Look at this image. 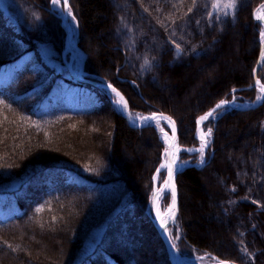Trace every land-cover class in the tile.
Returning a JSON list of instances; mask_svg holds the SVG:
<instances>
[{
  "label": "trees",
  "instance_id": "trees-1",
  "mask_svg": "<svg viewBox=\"0 0 264 264\" xmlns=\"http://www.w3.org/2000/svg\"><path fill=\"white\" fill-rule=\"evenodd\" d=\"M69 2L85 77L110 82L131 112L171 116L181 145L196 143L197 117L220 100L255 96L253 13L264 0H236L228 15L214 0ZM60 21L50 0H0V68L26 56L0 84V194L16 206L0 216V264H171L146 213L164 145L153 125L131 126L104 88L71 75ZM69 88L85 89V101L67 102ZM222 113L204 166L177 174L181 242L264 264V101Z\"/></svg>",
  "mask_w": 264,
  "mask_h": 264
},
{
  "label": "rangeland",
  "instance_id": "rangeland-1",
  "mask_svg": "<svg viewBox=\"0 0 264 264\" xmlns=\"http://www.w3.org/2000/svg\"><path fill=\"white\" fill-rule=\"evenodd\" d=\"M62 1L63 0H61V4L59 6H54L51 3V0H50L51 10L53 12H56L59 15L60 18L62 17L63 13H65V6H64V2L62 3ZM219 2L222 3V4H224V3H228L229 0H219ZM215 3H217V0H214V4ZM67 5H68V7L71 8L69 0H67ZM71 10H72L71 16L69 17L68 20H69V22H70V24H71V26L73 28V36H74V38H75V40L77 42L78 23H77V18L75 16V13H74V11H73L72 8H71ZM213 10L215 12H217V13H224L223 11H218L214 7H213ZM231 11L233 12L234 10H231V9L228 10V12H231ZM73 17H75V19H73ZM60 25H61V28H62V30L64 32L65 31V28H64L62 19L60 21ZM261 31H262V25L260 26L259 32H258V38H259V41L260 42L263 41L261 39V36H260ZM65 36H66V32H65ZM65 36H63L64 47H63V49H62V51L60 53V57H61L62 62L66 66V68L72 74V76L73 75L78 76L79 75V70L76 71V72L73 71L75 69V67H76V61L75 60L73 61L71 59L70 52L65 51V46H66L65 45ZM40 51H41L42 56L44 57V59L47 62L55 65L58 69L63 66L62 63L60 62V60H58L57 58H55V56L58 55V52L56 51V49L52 45H50V44H43L41 46ZM263 52H264V50H263ZM25 59H26V56H22L21 58H19L15 62H13L11 64H8L6 66L1 67L0 68V84L1 83H5L9 79V77L11 76V74L13 73V71L15 69L19 68L22 65V63L25 61ZM259 69H262V71H264V62H262L261 60H260V64H259L258 70ZM258 70H257V73H258ZM85 75H86V72L84 71V75H82V77L86 78ZM260 81H261L262 84H264V81H262L261 79H260ZM98 87H101V86H98ZM256 88H257V86H256ZM105 90L111 96V102L114 105V99H115V97L113 96L112 92L108 91V89H105ZM259 93H260V91L258 90V88L255 89V96L253 98H255L257 95H259ZM86 95H87V91L85 89H74V90L70 89L68 92L65 93L64 99L67 102L72 103V104L73 103H76V102H79L80 104H82L85 101ZM253 98H242V99H239L238 98V100H237L235 97H232L231 99H235L236 101H239L241 103L239 105H248V103L251 102ZM236 105H238V104H236ZM218 112H224V110L223 109H220V110H218ZM132 113H139L140 115L146 116L145 113H141V112H138V111L137 112H132ZM218 116L219 115H217L213 119H210L209 121H205L204 122V124L202 125V127L204 128V131L205 132L207 131V127L209 125L212 127V131H213V124L216 121V119H217ZM196 125H197V123H196ZM153 126L156 128V131L158 133L159 139H160V141L164 145V142H163V140L161 138V134L159 133L157 126H155V125H153ZM197 126H196V128H197ZM164 127L168 131H170V128L167 125L164 124ZM211 140H212V136L210 138V142H211ZM207 154H208V147L205 149L204 155L207 156ZM162 155H161V160H160L159 165L161 164V161H162ZM199 158H200V154L198 152H194V153L183 152L181 154V159L182 160L189 159L191 161H195L196 162V161H198ZM157 168H156V170H157ZM163 174H164V172H163ZM50 175H51V173H50ZM50 175H48V176H50ZM16 187H17V185H13V186H11V189L16 188ZM165 202H166V197L163 200V203L164 204H165ZM15 209H16V206H15V204L13 202V199H12L11 194H9V193H1L0 194V216H4V215H6L8 213H12ZM169 226H170L171 237L173 239V242L175 243V246L177 247V249L179 251V254L182 257L190 258L194 263H200L201 262V263H207V264H210L212 262H215V261H217L219 259L217 256H215L212 253L205 252V251H200V250H198V249H196L194 247L187 246L183 242H181V230H180L179 224L177 223V220H176L175 224H173V225L170 224ZM102 232H103V230L102 229H99V230H96L93 233L92 237H90L89 242H88L89 249L93 247L94 243L97 240H99ZM148 247L150 249V246H148ZM59 250H60V247L58 246L57 252H59ZM150 258L151 259L147 260L148 261V264H162V261H161L160 257L155 256V257H150Z\"/></svg>",
  "mask_w": 264,
  "mask_h": 264
},
{
  "label": "snow or ice",
  "instance_id": "snow-or-ice-1",
  "mask_svg": "<svg viewBox=\"0 0 264 264\" xmlns=\"http://www.w3.org/2000/svg\"><path fill=\"white\" fill-rule=\"evenodd\" d=\"M65 4L67 3V0H64ZM51 3L54 6H59L61 4V0H51ZM212 7L217 9L218 11H223L225 15H228V10H234L236 8V0H229L228 3H220L219 0H217V3L213 4ZM68 14L71 15V8H67ZM38 18V17H37ZM75 19V17H73ZM255 19L257 21H260L264 23V5H261L259 9H257L255 14ZM261 39L264 40V31H261L260 33ZM176 49L180 50V45L176 44ZM261 61L264 62V53L261 54ZM256 84L259 85V91L260 95L256 97V100L258 102L264 101V84L260 83L259 80L256 81ZM108 88L111 89V92L115 94L114 99V105L116 107V110L120 112H126L128 117L132 120L133 125H136L137 122H141L143 124L147 125H155L160 128V132L162 135V138L165 140V142L168 144V147L165 149L164 155H165V163L161 165V167L165 168L167 170L168 174V181L165 182L166 186L170 188V196H171V206L167 207V218L165 219L164 216H161L159 203H158V193L162 190H157V193L153 194V204L156 207V215L160 218V226L164 231H167V225L168 222L171 221L172 223H175V215L177 211V204H176V189L174 183H170L173 179V173L177 170L176 161L178 159V154L181 151L179 145L177 144L176 140V125L175 121L172 120L171 117L160 114L157 115L156 113H152L149 116H143L139 113H132L131 111H128L129 105L128 101L125 99V97L112 85H107ZM236 90L233 89V92ZM229 106H235L239 107L235 104V99L232 101L228 100H221L219 103L215 105L214 108H212L210 111H208L205 115L201 116L198 120V124L203 125L205 121H209L210 119L215 118L217 115H222V112H218V110L223 109L224 111H227ZM165 121L167 122V126L170 127L172 136L169 137L168 133L164 131L163 127H160V122ZM212 136V127L209 125L207 127V131H204V128L201 127L199 132V139L201 141V146L198 149H187V151H196L200 154V160L199 164L203 165L205 163L204 160V153L205 149L208 147V144L210 143V138ZM183 165H187V161L182 162ZM37 211H42V209H37ZM170 236V233H169ZM172 247H175V243L173 242ZM219 264H229L227 261H219Z\"/></svg>",
  "mask_w": 264,
  "mask_h": 264
},
{
  "label": "bare ground",
  "instance_id": "bare-ground-1",
  "mask_svg": "<svg viewBox=\"0 0 264 264\" xmlns=\"http://www.w3.org/2000/svg\"><path fill=\"white\" fill-rule=\"evenodd\" d=\"M62 3H63V1H62ZM257 11V10H256ZM256 11H254V17H255V14H256ZM64 15H65V13H63V15H62V17H64ZM66 15L68 16V18L71 16V15H69L68 14V12L66 13ZM261 25H262V31H264V24L263 23H261L260 21H258ZM67 33H68V44L65 46V51H68V52H70V57H71V59L74 61H76V67H75V69L73 70V71H78L79 69H80V67H81V61H82V59H83V53L79 50V48L77 47L78 45H77V43H76V40H75V38H74V36H73V28H72V26H71V24H70V22H69V28H68V30H67ZM263 42V41H262ZM263 51V50H262ZM264 53V52H263ZM260 60H261V57H260ZM258 77V76H257ZM259 78V77H258ZM259 80H260V78H259ZM260 83H261V81H260ZM255 85L257 86V88H258V90H259V85H257L256 83H255ZM108 91H110L111 92V89H108ZM113 94V96L115 97V94L114 93H112ZM259 95H260V93H259ZM229 100V99H228ZM233 100V99H232ZM232 100H230V101H232ZM128 101V100H127ZM253 102V101H252ZM251 102H249L248 104H250ZM129 104V103H128ZM235 104H238V106L239 107H243V106H245V105H239V104H241L239 101H236L235 100ZM257 106V105H256ZM129 108H130V106H129ZM232 108H237V107H235V106H233V107H231V106H229V109H232ZM238 109H246V108H238ZM130 111H131V108H130ZM122 114H123V116H124V113L122 112ZM150 114V113H149ZM149 114H146V116H148ZM125 117V116H124ZM201 116H199V117H197V119H196V123L198 122V120H199V118H200ZM126 119V118H125ZM130 119V118H129ZM127 120V119H126ZM127 122L131 125V126H133V127H137V126H135V125H133V123H132V120L130 119V122L127 120ZM137 123H140V122H137ZM164 124L165 125H167V122H165V121H161L160 122V127H163L164 128V131L165 132H167L168 133V136L169 137H171L172 136V132H170L171 131V129H170V131H168L165 127H164ZM197 125H198V127L196 128V131H195V133H194V138L196 139V144H194V145H181V144H179V142L178 141H176L177 142V144L179 145V147H180V149H181V151L179 152V154H178V159H177V161H176V165H177V167H178V169L180 170L179 172H181L183 169H185V168H187V167H190V166H185V165H183L182 164V162L183 161H187V163H193V165L192 166H194V167H196V168H202L203 166H204V164L206 163V161H207V156L206 155H204V160H205V163L203 164V165H200L199 164V160H200V158L198 159V161H191V160H189V159H187V160H182L181 159V154L183 153V152H187V153H194V152H196V151H187V149H198L200 146H201V141H200V139H199V132H200V129H201V127H202V125L200 126V124H198L197 123ZM214 125V124H213ZM144 127V126H143ZM169 127V126H168ZM137 128H141V127H137ZM158 128V131H159V133L161 134V132H160V128L159 127H157ZM170 128V127H169ZM177 136H178V133H177ZM161 138H162V135H161ZM162 140H163V142H164V152H165V149L168 147V144L165 142V140L162 138ZM212 141V140H211ZM211 143V142H210ZM209 145L210 144H208V148H209ZM165 163V155H164V153H163V155H162V161H161V164H160V169L158 170V171H155L154 172V174H153V178H152V180H153V188H152V191H151V194H150V197H149V200H148V203H147V207H146V213H147V215L150 217V219H151V221H153V223L155 224V226H157V227H160L161 228V226H160V218L159 217H157V215H156V207L154 206V204H153V194L154 193H157V190H162V191H160L159 193H158V203H159V208H160V213H161V216H164V218L166 219L167 218V216H166V213H167V207H170L171 206V196H170V188H168L167 186H166V184H165V182L166 181H168V174H167V170L165 169V168H163V167H161V165L162 164H164ZM163 172H164V174H163ZM178 172V173H179ZM177 173V174H178ZM173 177H174V175H173ZM176 178H177V175L175 176V178H174V181H173V183H174V185H175V189H176V191H177V195H178V187H177V182H176ZM170 183H171V181H170ZM165 197H166V202H165V204L163 203V200L165 199ZM167 206V207H166ZM173 224H175V223H173ZM172 224V225H173ZM162 229V228H161ZM169 233H170V236H169ZM161 234L163 235V237L169 242V244L170 245H172V243H173V239H172V237H171V231H170V226H169V224L167 225V231H164V229H162V231H161ZM171 257H172V259H173V261L175 262V264H207V263H194L190 258H187V257H181L180 256V254H179V251H178V249H177V247L175 246V247H172L171 246ZM210 264H219L218 263V261H215V262H212V263H210Z\"/></svg>",
  "mask_w": 264,
  "mask_h": 264
},
{
  "label": "water",
  "instance_id": "water-1",
  "mask_svg": "<svg viewBox=\"0 0 264 264\" xmlns=\"http://www.w3.org/2000/svg\"><path fill=\"white\" fill-rule=\"evenodd\" d=\"M63 2H64V0H63ZM64 6H65V15H64V17H61V19H62V22H63V25H64V28H65V32H66V36H65V45H67L68 44V33H67V30H68V28H69V18H68V16L66 15V13L68 12L67 11V7H68V5H67V3L65 4V2H64ZM260 8V6H258L257 7V9H259ZM58 17H59V15L56 13V12H54ZM255 18V17H254ZM256 20V19H255ZM262 23V22H261ZM264 24V23H263ZM77 43V42H76ZM78 47V46H77ZM79 48V47H78ZM263 48H264V40H263V42H262V49H261V52H260V55H259V58H258V61H257V64H256V66H255V75H254V77H255V83H256V81L257 80H259V78L257 77V70H258V67H259V64H260V57H261V54L263 53ZM79 50L83 53V59H82V61H81V67H80V69H79V75L78 76H75V75H73L76 79H78V80H82V81H85V82H88V83H90V84H92V85H95V86H101L102 88H104V89H110V88H108L107 87V85H112L111 83H109V82H106V81H101V80H95V79H88V78H84V77H82V75H84V62H85V58H86V54L84 53V51L81 49V48H79ZM260 81V80H259ZM113 86V85H112ZM113 87H115V86H113ZM249 87H251V86H249ZM116 88V87H115ZM117 89V88H116ZM118 90V89H117ZM119 91V90H118ZM120 92V91H119ZM121 93V92H120ZM122 94V93H121ZM123 95V94H122ZM124 96V95H123ZM125 97V96H124ZM125 99H126V97H125ZM127 100V99H126ZM223 100H227V99H223ZM232 100V99H231ZM221 101V100H220ZM219 101V102H220ZM228 101H230V100H228ZM219 102H217V103H219ZM262 101H260V102H258L257 100H255V101H253V102H251L250 104H248V105H245V106H243V107H237V108H253V107H255L256 105H259L260 103H261ZM216 103V104H217ZM215 104V105H216ZM129 105V104H128ZM215 105L212 107V108H214L215 107ZM231 107H233V106H231ZM212 108H210L209 110H207L204 114H202V116L203 115H205L208 111H210ZM128 111H130V108H128ZM124 113V116H125V118L130 122V119H129V117H128V115H127V113L126 112H123ZM152 113H156L157 115H160V114H163V115H166V116H169L168 114H166V113H163V112H152ZM152 113H150L149 115H151ZM148 115V116H149ZM169 117H171V116H169ZM172 118V117H171ZM172 120L174 121V119L172 118ZM147 124H143V123H137L135 126H137V127H143V126H146ZM175 125H176V123H175ZM201 126V125H200ZM198 127V126H197ZM172 134V133H171ZM176 137H177V140L176 141H178V136H177V126H176ZM163 153H164V150H163ZM193 165V163H187V165H185L186 167L187 166H192ZM160 169V165L158 166V168H157V170L156 171H158ZM180 170L178 169V167H177V170L176 171H174V173H173V175H174V177H173V179H172V181H171V183H173V181H174V178H175V176L177 175V173L179 172ZM176 204H177V211H176V215H175V222H176V220H177V215H178V195H177V191H176ZM168 224L170 225V224H173L171 221H169L168 222ZM156 228H157V232H158V235L161 237V239H162V242L164 243V246H165V249H166V252H167V254H168V257H169V260H170V262H171V264H175V262L173 261V259H172V257H171V245L169 244V242L163 237V235L161 234V231H162V229L160 228V227H157L156 226ZM181 256V255H180ZM182 257V256H181ZM183 258V257H182ZM218 261V263H219V261H227V262H229V264H238V263H236V262H234V261H231V260H221V259H218L217 260Z\"/></svg>",
  "mask_w": 264,
  "mask_h": 264
}]
</instances>
